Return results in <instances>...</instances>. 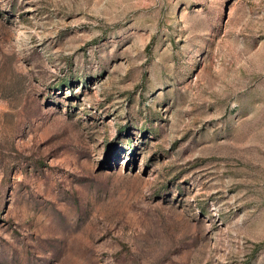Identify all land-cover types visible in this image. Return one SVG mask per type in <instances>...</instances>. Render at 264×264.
<instances>
[{
    "label": "rangeland",
    "instance_id": "rangeland-1",
    "mask_svg": "<svg viewBox=\"0 0 264 264\" xmlns=\"http://www.w3.org/2000/svg\"><path fill=\"white\" fill-rule=\"evenodd\" d=\"M0 264H264V0H0Z\"/></svg>",
    "mask_w": 264,
    "mask_h": 264
}]
</instances>
